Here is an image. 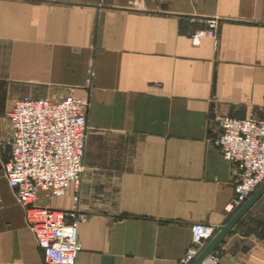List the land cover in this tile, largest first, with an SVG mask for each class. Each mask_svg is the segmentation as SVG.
Segmentation results:
<instances>
[{"label": "crops", "instance_id": "0c3cea01", "mask_svg": "<svg viewBox=\"0 0 264 264\" xmlns=\"http://www.w3.org/2000/svg\"><path fill=\"white\" fill-rule=\"evenodd\" d=\"M208 17L217 36L192 41ZM86 98L75 264H177L193 223H226L231 164L215 118H264V0H0V264H45L3 175L26 95ZM264 193L225 235L223 264H264Z\"/></svg>", "mask_w": 264, "mask_h": 264}, {"label": "built area", "instance_id": "2783aa9c", "mask_svg": "<svg viewBox=\"0 0 264 264\" xmlns=\"http://www.w3.org/2000/svg\"><path fill=\"white\" fill-rule=\"evenodd\" d=\"M219 24V18L208 17L206 26L194 31L192 41L217 36ZM88 107L86 98L70 92L59 99L26 95L7 112L11 133L2 144L10 148L1 170L25 207L45 264H75L82 249L77 227L87 214L41 203L38 195L61 196L71 187L79 190ZM215 123L218 132L209 140L232 167L234 196L226 210L233 214L264 182V118L254 114L245 118L218 115ZM217 231L218 225L193 223L192 243L177 264H191ZM199 264H223L220 245Z\"/></svg>", "mask_w": 264, "mask_h": 264}, {"label": "water", "instance_id": "95a60500", "mask_svg": "<svg viewBox=\"0 0 264 264\" xmlns=\"http://www.w3.org/2000/svg\"><path fill=\"white\" fill-rule=\"evenodd\" d=\"M264 182L251 194V196L233 213L229 220L221 225H218V231L214 237L208 242L204 249L199 253L191 264H199L208 253L218 246L225 235L236 225L243 215L251 208V206L263 195Z\"/></svg>", "mask_w": 264, "mask_h": 264}]
</instances>
